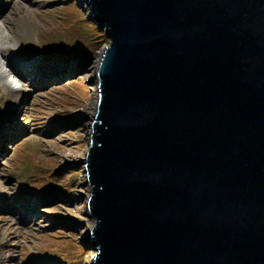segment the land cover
<instances>
[{
	"label": "water",
	"instance_id": "obj_1",
	"mask_svg": "<svg viewBox=\"0 0 264 264\" xmlns=\"http://www.w3.org/2000/svg\"><path fill=\"white\" fill-rule=\"evenodd\" d=\"M82 1L90 264H264V0Z\"/></svg>",
	"mask_w": 264,
	"mask_h": 264
},
{
	"label": "rangeland",
	"instance_id": "obj_2",
	"mask_svg": "<svg viewBox=\"0 0 264 264\" xmlns=\"http://www.w3.org/2000/svg\"><path fill=\"white\" fill-rule=\"evenodd\" d=\"M0 7L8 55L17 61L23 50L40 60L20 95L0 81V126L13 129L0 141V199L8 204L0 207V264H90L96 251L80 243L87 234L82 221H91L84 158L96 113V66L109 39L82 0H4ZM25 17L27 32L19 34ZM53 62L67 70L40 86L36 75ZM7 78L17 87L12 74ZM29 195L38 201L33 215L54 212V222L27 220L22 200Z\"/></svg>",
	"mask_w": 264,
	"mask_h": 264
},
{
	"label": "bare ground",
	"instance_id": "obj_3",
	"mask_svg": "<svg viewBox=\"0 0 264 264\" xmlns=\"http://www.w3.org/2000/svg\"><path fill=\"white\" fill-rule=\"evenodd\" d=\"M0 81L2 82V84H4L9 90L10 92H12L14 94V96L16 95H20L21 92V88H23L24 86H28L30 87L31 83L29 81V72L34 68L35 70H37V68H40V64L38 60V56L34 55V58H31L29 55H26L24 53L23 50H19L18 54L16 55V59L17 61L21 62H17L15 60H13L7 53L8 51V46L5 45V42L8 43L9 40H5L7 37L4 34L3 28L1 26V24L5 23L4 18L1 16V10H0ZM28 22V18L25 17L24 19H21L18 22V26L22 27V29H19V34L21 33H25L27 32V26L25 25ZM11 26H8V30L10 29ZM33 59V60H31ZM65 67H63L61 64L58 63H52L51 65H47L43 68L41 74L36 75V77H41V85L46 84L47 82L51 81L52 78L56 77L57 75H62L67 69H64ZM34 70V71H35ZM38 72H40V70H38ZM7 73L12 74L14 78L17 79V87H12L11 84L12 82L8 81L7 78ZM34 81H36L35 78H33ZM28 80V81H27ZM18 84L20 87H18ZM0 91L2 92V90L0 89ZM92 110V109H91ZM96 112V109H93ZM1 119V117H0ZM13 121V117L11 118ZM11 121L9 123H11ZM8 123V125H9ZM14 128V126H13ZM13 129H11L10 127H4V126H0V141H4V140H9L10 138H12L11 135V131ZM2 152V151H1ZM4 153V152H2ZM30 190V189H28ZM33 191V190H30ZM25 192V190L23 191ZM18 194L21 193V190H19L17 192ZM87 201H88V196H87ZM37 200H35V196L34 195H29L23 198L22 200V206L24 208V216L27 218V220L29 222L34 221V223H38V224H42V225H49L52 222L55 221L56 216L58 214H55L54 212H50L48 215L43 213L42 210H38L39 213H37V215H33V212L35 210V208L37 207ZM18 203V202H17ZM7 200L2 201L0 199V207H7ZM86 211H87V205H86ZM16 215L19 217H22V213H20L19 209L15 210ZM20 213V214H19ZM43 216L39 217V215ZM37 217V218H36ZM85 223L84 226H86V229L88 230L89 227L92 226L91 221H89L88 219H83V221ZM82 232H84L82 230ZM84 233H87V231H85ZM87 235V234H86ZM84 237V236H83ZM85 238V237H84Z\"/></svg>",
	"mask_w": 264,
	"mask_h": 264
}]
</instances>
